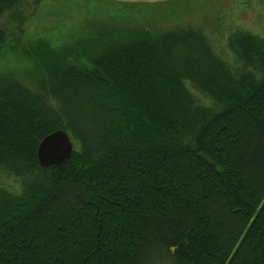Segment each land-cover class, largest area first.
<instances>
[{
	"label": "trees",
	"instance_id": "obj_1",
	"mask_svg": "<svg viewBox=\"0 0 264 264\" xmlns=\"http://www.w3.org/2000/svg\"><path fill=\"white\" fill-rule=\"evenodd\" d=\"M205 2L0 0V55L31 71L0 76V170L19 184L0 188V264H264V36L217 50L193 22ZM35 7L70 38L8 41ZM57 129L75 149L41 167Z\"/></svg>",
	"mask_w": 264,
	"mask_h": 264
},
{
	"label": "rangeland",
	"instance_id": "obj_2",
	"mask_svg": "<svg viewBox=\"0 0 264 264\" xmlns=\"http://www.w3.org/2000/svg\"><path fill=\"white\" fill-rule=\"evenodd\" d=\"M124 1L130 3H137L143 8L141 11L146 12L147 9L156 8L157 4L170 0H115ZM184 2H191L192 0H183ZM211 0H206L203 3L201 9L197 11L195 18L193 19L195 25H201L203 32L206 33L213 44L216 45V49L226 53L225 42L229 32L235 29H243L260 36H264V0H217L214 6L209 7ZM153 3V4H151ZM208 6V9H207ZM203 7H206L202 10ZM202 10V11H201ZM31 11H35L33 17L32 14H27L22 23L7 24V40L12 41L18 47H22L28 40L50 37L51 39H65L68 40L70 33L74 31H68V26L63 28L47 25L49 22L40 21L39 14L42 9L35 7ZM30 11H27V13ZM43 14V13H42ZM40 14V15H42ZM146 22V21H145ZM24 23V24H23ZM76 21L74 25L76 26ZM28 26L25 28V25ZM52 24V23H51ZM132 24V23H131ZM130 24V26H131ZM70 28V27H69ZM62 29V30H61ZM76 41L85 38L91 39V35H81L77 32L73 33ZM11 50V49H10ZM231 57H229L230 59ZM28 61L24 58V55L17 49L3 50V55H0V76H13L23 83H28L29 75L31 71L28 69ZM189 90L192 92L197 101L202 104H209L210 100L206 99L199 92L188 83H186ZM71 138V137H70ZM72 140V139H71ZM74 141V140H73ZM72 141V142H73ZM76 142H73L75 149ZM0 188L9 192H17L19 190V184L13 177H8L0 170ZM169 260V259H168ZM145 264H174L173 261L158 259L157 256H150L147 258Z\"/></svg>",
	"mask_w": 264,
	"mask_h": 264
},
{
	"label": "water",
	"instance_id": "obj_3",
	"mask_svg": "<svg viewBox=\"0 0 264 264\" xmlns=\"http://www.w3.org/2000/svg\"><path fill=\"white\" fill-rule=\"evenodd\" d=\"M73 150V142L69 134L63 129H57L41 139L36 156L41 167H49L67 161Z\"/></svg>",
	"mask_w": 264,
	"mask_h": 264
},
{
	"label": "bare ground",
	"instance_id": "obj_4",
	"mask_svg": "<svg viewBox=\"0 0 264 264\" xmlns=\"http://www.w3.org/2000/svg\"><path fill=\"white\" fill-rule=\"evenodd\" d=\"M58 166V165H57ZM47 168V167H46Z\"/></svg>",
	"mask_w": 264,
	"mask_h": 264
}]
</instances>
